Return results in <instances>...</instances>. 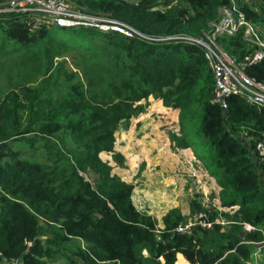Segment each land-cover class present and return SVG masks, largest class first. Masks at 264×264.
Listing matches in <instances>:
<instances>
[{"label":"trees","instance_id":"obj_1","mask_svg":"<svg viewBox=\"0 0 264 264\" xmlns=\"http://www.w3.org/2000/svg\"><path fill=\"white\" fill-rule=\"evenodd\" d=\"M239 2L242 1H238L240 6ZM228 4V0H188L186 8L166 16L149 12L153 0H103L95 8L99 14H87L118 19L144 36L167 38L183 35L197 38L211 31L220 21L221 10ZM4 5L0 4V9ZM240 10L249 22L264 28V0H259L256 10L246 5L240 6ZM93 31V34L87 32L104 40L106 46L113 49L115 58L126 59L129 75L122 74L119 78L122 93L117 94L112 85L105 86L104 89L110 93L105 94V102L89 99L85 106L91 108L74 105L68 120L61 113L48 114L45 122L37 128L19 133L17 137L20 136L21 140L18 142L28 144L29 157H24L25 154L12 147L7 142L9 138L0 136V264H3V259L18 260L21 264H47L48 247L52 242L67 243L72 240L81 244L75 254L81 264H160L157 263L160 259L164 260V264H175L177 254L189 264H249L258 249L257 245L264 243V161H259L254 155V147L264 135V111L239 95L228 96L226 107L222 109L211 102V90L203 88L198 119V137L207 149L205 155L217 164L220 185L230 192L232 200L227 206H238L231 223L232 232L227 237L224 232L218 234L211 229H193L190 234L175 233L174 229L182 218L177 211H171L162 221L161 235L157 239L154 221H144L136 211L132 202V184L124 182L117 190L100 184L99 188L93 189L75 172L77 189L72 195H67L63 185L57 186V181L51 180V176L41 174V165L31 159L33 150L38 152V147H34L37 139L48 145L51 137L71 129L75 137L86 138L96 134L94 139L84 144L86 149L109 142L104 131L112 132L109 128L116 115L127 122L130 113L136 114V107H132L148 98L138 88L147 66H152L160 79L169 73L168 80L172 81L171 74L179 75L183 70L198 72L203 65L209 71L211 83L208 84L203 73L197 79L203 77V86L205 83L207 86L214 85L213 74L203 52L195 45L156 44L139 37L127 38L117 32L104 34ZM0 35L4 42L15 44V51L20 52L23 49L27 52L35 42L49 39L60 44L61 40L57 37L58 40L54 41L51 30L45 25L9 12H0ZM218 43L236 61L252 51L240 33L234 37H221ZM47 71L50 73L49 68ZM245 74L264 84V60L247 67ZM182 85L180 83L178 87ZM69 97L79 98L81 93L69 92ZM3 109L0 110V125L4 122L15 125ZM27 109L32 115L42 112V105L37 112L34 106ZM32 125L37 124H29ZM241 126L254 130L250 134L253 138L250 146H242L233 135ZM24 133L28 135L25 137ZM66 169L62 170L63 174H66ZM96 173L104 182V171L97 169ZM52 175H55L54 171ZM242 223L251 225L254 231L242 230ZM241 233L244 234L242 237ZM144 249L147 258L141 256Z\"/></svg>","mask_w":264,"mask_h":264},{"label":"rangeland","instance_id":"obj_2","mask_svg":"<svg viewBox=\"0 0 264 264\" xmlns=\"http://www.w3.org/2000/svg\"><path fill=\"white\" fill-rule=\"evenodd\" d=\"M10 1L12 0L0 4H5V8ZM67 1L75 9L82 8L86 12L99 14V10L95 11V8L103 0ZM187 1L153 0V7L149 12L171 16L178 9L186 8ZM239 3L240 6L246 5L256 10L259 0ZM237 6L240 8L238 2ZM108 20L125 25L115 18ZM47 27L51 30L54 41L58 40L57 37L61 38L60 44L49 39L42 40L35 42L27 52L25 49L20 52L15 51V44L4 42L0 35V110L5 108L3 110L9 114V120L16 123L13 126L12 122L1 123L0 136L9 138L7 142L21 151L22 155L25 154L24 157H29L27 153L30 148L27 143L18 142L21 140L20 136L17 137L19 133L37 128L45 122L48 114L61 113L68 120V114L74 111V105L91 108L85 106L89 99L105 102V94H110L104 89L105 86L112 85L117 94H121L123 89L119 78H122V74L129 75L126 59L115 58L113 49L108 48L104 40L96 38V35L91 36L94 29L79 27L73 28L75 30H62ZM260 27L257 28L264 30ZM108 32L111 31L105 33ZM141 37L144 38L143 35ZM145 37L154 38L151 42L156 44L166 40ZM145 70L147 72L142 74L143 80L139 81L138 88L148 98L132 107H136V114L130 113L127 122L121 121L116 115V120L109 128L112 132L104 131L109 142L86 149L84 144L94 139L96 134L86 138L75 137L71 129H68L51 137L48 145L42 139H37L34 147H38V152L33 150L34 156L31 159L41 165L43 176H51V180L57 181V186L63 185L67 195H72L77 189L75 172L93 189L99 188L100 184L112 190L119 189L124 182L132 184V202L136 211L144 221H154L157 239L161 235L162 221L171 211L179 213L182 218L179 224L193 223L198 214L206 213L208 220L213 223L211 230L218 234L224 232L227 237L232 232L231 223L238 206H227L232 200L230 192L221 187L220 170L205 155L207 149L198 137L202 91L206 88L205 91L212 92L213 86H207L206 83L203 86V77L200 80L197 78L201 73L206 74L210 85L212 79L209 71L202 65L198 72L183 70L179 75L171 74V81L168 80L169 73H165V77L160 79L152 66H147ZM135 79L138 80L137 77ZM180 83L183 85L178 87ZM74 91H79L81 97H69V92ZM122 99L124 100V96ZM40 105L42 112H37ZM28 106H34L37 113L31 115ZM30 123L37 125L29 126ZM65 123L69 125V121ZM253 131L252 128L241 126L233 135L242 146L247 147L251 145L253 138L250 134ZM109 133L112 135H108ZM24 134L25 137L28 135ZM185 144H188L187 147L183 146ZM198 147L201 149L200 158ZM177 153L180 159L176 156ZM182 153L193 157L190 168L181 163ZM64 167L67 168L66 174L62 172ZM97 169L106 174L103 176L104 182H101L96 173ZM53 171L55 175H52ZM244 224L247 223L241 224L242 230ZM242 235L244 234L241 233V237ZM259 246L264 244H258L257 247ZM80 247V242L76 240L67 243L52 242L48 247L47 264H81L75 257ZM261 254L264 255V252ZM141 256L148 257L145 249L141 251ZM260 259L258 258V263ZM158 262L164 264L163 259ZM3 264L21 262L3 259Z\"/></svg>","mask_w":264,"mask_h":264},{"label":"built area","instance_id":"obj_3","mask_svg":"<svg viewBox=\"0 0 264 264\" xmlns=\"http://www.w3.org/2000/svg\"><path fill=\"white\" fill-rule=\"evenodd\" d=\"M238 1L251 3L253 0H228L229 4L221 10L220 21L202 37L195 38L183 35L167 38L158 37L166 40L157 43L183 42L184 44L195 45L202 50L204 59L208 63L214 78L211 96L213 104L225 109L226 98L230 95H239L264 111V84L249 78L245 74L247 67L254 66L264 60V30H260L246 19L244 13L237 6ZM73 6L67 0H12L0 11L24 15L46 27L68 29L83 27L101 33L117 32L127 38H132L131 36L142 38V34L127 25H119V23L112 22L103 15L87 14L82 8L75 9ZM239 33L242 34L243 41L252 47V51L247 52L240 61H236L219 46L218 41L221 37H234ZM144 38L142 39L150 42L154 39L145 36ZM254 155L259 161H264V135L261 140L257 141L254 147ZM212 227L213 223L208 220L206 213H200L193 223L179 224L174 232L190 234L193 229L210 230ZM244 230L251 232L254 231V228L244 224Z\"/></svg>","mask_w":264,"mask_h":264},{"label":"crops","instance_id":"obj_4","mask_svg":"<svg viewBox=\"0 0 264 264\" xmlns=\"http://www.w3.org/2000/svg\"><path fill=\"white\" fill-rule=\"evenodd\" d=\"M197 151L199 152V156L198 157L200 158L201 151H200L199 147H198ZM176 156L180 159V156H179L178 153H177ZM192 161H193V157L192 156L190 158L189 154L186 155L185 153H182V155H181V163H185V164H187L186 166L189 167V166H192ZM262 252H264V246H259V248L257 249L256 253L253 256V259L249 262V264H264V255L261 254ZM257 254H259L261 256L259 257ZM258 258H261L260 259V263H258ZM162 263H163V261H162ZM175 264H189V263L183 258L182 255L177 254L176 255Z\"/></svg>","mask_w":264,"mask_h":264},{"label":"clouds","instance_id":"obj_5","mask_svg":"<svg viewBox=\"0 0 264 264\" xmlns=\"http://www.w3.org/2000/svg\"><path fill=\"white\" fill-rule=\"evenodd\" d=\"M178 226V225H177Z\"/></svg>","mask_w":264,"mask_h":264}]
</instances>
